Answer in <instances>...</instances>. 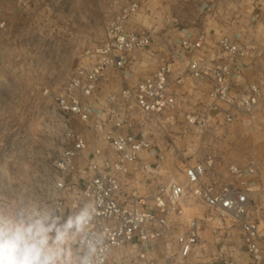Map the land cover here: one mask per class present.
Returning <instances> with one entry per match:
<instances>
[{"label":"built area","instance_id":"2783aa9c","mask_svg":"<svg viewBox=\"0 0 264 264\" xmlns=\"http://www.w3.org/2000/svg\"><path fill=\"white\" fill-rule=\"evenodd\" d=\"M15 1L24 7L49 0ZM225 1L204 0L200 9L222 15ZM252 5L258 10L249 18L254 28L262 21L264 4L255 0ZM140 9L139 1L115 13L103 9V43L83 52L54 97L53 134L61 150L54 162V206L46 216L54 221L69 207L72 217L82 205L90 206V221L78 233L75 264L85 256L90 264H127L129 259L131 264H161L155 256L161 246L172 262L186 263L202 256V221L195 215L188 223L183 220L193 203H201L238 225L246 253H221L201 264H264V205L258 214L252 211L264 197L261 166L250 161L246 166L227 163L224 169L215 150L192 159L179 150L181 165L176 161L169 169L153 139L154 130L175 125L182 111L181 89L189 79L208 92L196 109H184V136L192 127L208 131L236 122L254 127L264 103V46L255 48L239 32L220 35L217 47L209 49L206 29L185 30L178 45L168 43L158 55L152 35L127 29ZM6 12L0 1V36L11 24ZM142 51L155 57L157 67L134 82L133 61L140 62L135 57ZM109 73L120 75L118 89L110 88ZM77 123L94 131V146ZM171 242L175 246L169 251ZM91 246L97 250L89 254Z\"/></svg>","mask_w":264,"mask_h":264},{"label":"rangeland","instance_id":"374dc122","mask_svg":"<svg viewBox=\"0 0 264 264\" xmlns=\"http://www.w3.org/2000/svg\"><path fill=\"white\" fill-rule=\"evenodd\" d=\"M0 1L7 8L6 16L11 19L9 28L0 36V209L6 214H14L24 206H28L26 211L39 207L46 215L45 211L54 206V162L61 150L53 134L56 125L54 97L72 76L83 52L103 43V9L112 2L111 12H118L115 4L118 0H49L45 5L36 3L24 7L15 0ZM167 1L144 0V8L140 9L138 15L132 16L127 25L129 30L137 29L152 35L154 50L158 55L164 53L168 43L178 45L185 30L196 32L206 29L210 35L207 43L209 49L217 47L220 35L239 32H243L246 41L255 48L264 46V10L257 27L249 25V18L258 11L252 5L255 0H241L237 4L226 0L221 4L222 15L213 10L207 19V13L200 9L204 0H193L196 4L189 11H169L166 8L169 5L165 4ZM257 1L264 4V0ZM170 17V21L172 18L178 20L158 23ZM179 17H184L187 22L182 23ZM135 60L145 63L143 74L146 75L155 65L157 67L155 57L152 59L143 51L136 55ZM152 60L156 64L148 63ZM139 75V72H135L130 79L135 82ZM109 76L112 80L110 88L118 89L122 81L120 75L109 73ZM106 91L102 90L101 101ZM207 92L206 86L192 79L187 80L181 89L182 111L175 125L154 130L155 145L167 156L169 169L176 161L179 162L177 165H181L177 159L179 150L187 153L189 159L215 150L220 154L224 169L227 163L246 166L250 161H256L261 166L264 183V106L258 113L254 127L236 122L214 126L208 131L192 127L187 136L180 132L185 124L184 109H196L205 100ZM77 125L80 131L89 134V143L94 146V131L84 124ZM225 172L223 170L222 173ZM255 205L252 211L258 214L264 205V197L259 198ZM188 212L190 217L183 219L185 223L193 215L203 223L199 247L202 256H193L186 263L172 262L170 253H163L161 246L155 253L161 264H201L221 253L246 257L240 228L230 217L221 212H212L201 203H193ZM68 219L67 210L54 221L60 226ZM47 222L53 221L47 218ZM68 232L71 239L65 242L64 247L70 249L75 260L78 233L74 227ZM173 246L171 242L169 251L173 250ZM130 261L127 260V264H131Z\"/></svg>","mask_w":264,"mask_h":264},{"label":"clouds","instance_id":"9594fccd","mask_svg":"<svg viewBox=\"0 0 264 264\" xmlns=\"http://www.w3.org/2000/svg\"><path fill=\"white\" fill-rule=\"evenodd\" d=\"M27 208L24 206L14 214L0 209V264H75L70 249L64 244L71 239L70 228L79 233L89 223L90 206L82 205L60 226L55 221L48 223L41 208L26 211ZM96 250L91 246L89 254ZM82 264H90L87 256Z\"/></svg>","mask_w":264,"mask_h":264},{"label":"crops","instance_id":"0c3cea01","mask_svg":"<svg viewBox=\"0 0 264 264\" xmlns=\"http://www.w3.org/2000/svg\"><path fill=\"white\" fill-rule=\"evenodd\" d=\"M132 1L142 2L141 8H144V6H145L144 5V0H118L117 3H115V4L118 7L117 9H120L121 7H124L126 4H128V3L132 2ZM194 3L195 2L193 0H169V1L165 2V4L169 5L168 7H166L167 10H169V11H171V10L174 11V10H177V9L178 10L189 11V9L194 6L193 5ZM165 4H163V5H165ZM111 5H112V2H110V6L107 7V8H105V9L112 10L111 9V7H112ZM166 8L159 7V9H163V10H166ZM205 13H207V15H208V16L207 15L205 16V18L207 19L210 16V14H209V12H205ZM162 20L163 21H158V23H169V22H172L173 23V21H177L178 19L177 18H172V21H170L171 20V17H170V18H168L167 21H166V19H162ZM179 20L182 23L187 22V20L184 17H179ZM148 63L156 64V62L154 63V60H152L151 62H148ZM143 64H145V63L144 62H141L140 63L139 61L134 62V66L132 67V71H133L132 75L135 72L136 73L139 72L140 75H139L138 78L146 76V73L143 74ZM155 69H156V65H155V67H153V70H151L148 74H150L151 72H153ZM263 106H264V103L262 105V110H263ZM67 210H68L69 217H70V209H69V207H66L65 208V210L62 212V215H64L65 214V211H67Z\"/></svg>","mask_w":264,"mask_h":264}]
</instances>
